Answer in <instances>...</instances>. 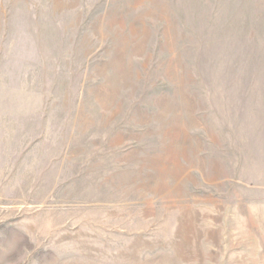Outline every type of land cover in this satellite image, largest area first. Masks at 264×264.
I'll list each match as a JSON object with an SVG mask.
<instances>
[{"label":"rangeland","instance_id":"374dc122","mask_svg":"<svg viewBox=\"0 0 264 264\" xmlns=\"http://www.w3.org/2000/svg\"><path fill=\"white\" fill-rule=\"evenodd\" d=\"M0 264H264V0H0Z\"/></svg>","mask_w":264,"mask_h":264}]
</instances>
